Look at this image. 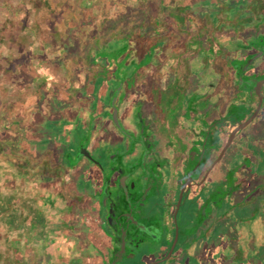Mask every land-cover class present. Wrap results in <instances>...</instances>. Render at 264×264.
<instances>
[{"label": "rangeland", "instance_id": "1", "mask_svg": "<svg viewBox=\"0 0 264 264\" xmlns=\"http://www.w3.org/2000/svg\"><path fill=\"white\" fill-rule=\"evenodd\" d=\"M216 1L219 0H0V114L5 120L0 123V158L6 164L0 187L7 200L11 199L6 202L11 211L22 206L25 224L37 220L33 219L36 206L55 211L56 207L59 209L65 205L70 210L65 214L57 212V221H51L48 230L39 225L27 228L26 232H13L14 238L8 241L7 253L16 260L22 254V260L28 259L24 264H94L95 260L96 263L102 259L98 256L104 245L98 243L95 235L98 231L96 223L101 218V211L96 206L97 185L90 180L91 174L78 170L73 172V169L63 181L56 178L67 165V162L58 165V159L68 157L73 164L80 157L75 147L81 136H88L90 132L88 146L93 147L96 140L94 129L102 117L98 105L105 104L109 108V97L123 77H119L117 82L116 78L105 76L107 71H104L103 76L96 79L95 84L100 91L97 90L95 98L84 96L82 89L68 91V83L72 80V84L79 88L84 85L85 75L91 76L80 56L89 49L94 37L106 43L109 37L133 31L150 15L186 13L182 10L200 14L203 5L208 7V11L205 7V14L199 15L204 19L203 26L196 20L176 26L175 38H171L170 45L156 57L157 61L175 63L179 56L192 54V48L206 50L210 46L216 51L221 43L225 44L221 47L226 49L234 46L241 49L242 31L251 23H257L264 0H223L226 4L223 7L212 5ZM162 6L166 8L162 10ZM193 40L200 42L191 43ZM221 62L222 59H215L211 67L215 75L224 79ZM237 62L231 63L230 69L233 70ZM155 67L158 66L150 69L156 70ZM209 74L204 73V77ZM136 77L140 84L147 75L138 73ZM61 98L67 103L63 110L59 109L56 101ZM63 111L64 119L57 126L62 132L61 142L60 139L56 143L51 140L56 146L45 148L46 152H34L36 142L42 137L39 131L43 118L60 119ZM50 130L53 133L54 129ZM98 146L99 143L91 150L94 157ZM245 169H248V174L242 182V201L234 206L232 203L238 202V198L234 194L230 196L232 202L227 211L232 209L233 214L223 215L220 219L218 232L226 236L222 240L223 245L220 237L217 240L223 246L220 252L225 262L234 252V258L242 259V264H264V209L260 205L264 199V176L253 189L252 186L245 188L249 176L255 173L250 166ZM259 173L257 177H260ZM41 179L44 181H39ZM14 195L17 200H14ZM239 208L243 214L237 217L235 213ZM42 214L43 218L47 216V221L51 220L50 213ZM6 215L12 216L9 212ZM223 226H229L231 230H224ZM240 236L242 241L239 245ZM34 237L42 239L43 246L30 250L27 243L35 240ZM22 238L24 245L19 243ZM62 242L64 244L60 245ZM30 251L33 256L28 257Z\"/></svg>", "mask_w": 264, "mask_h": 264}, {"label": "flooded vegetation", "instance_id": "2", "mask_svg": "<svg viewBox=\"0 0 264 264\" xmlns=\"http://www.w3.org/2000/svg\"><path fill=\"white\" fill-rule=\"evenodd\" d=\"M250 25L242 31L241 49L223 48L224 43L216 51L206 47L208 65L203 72L198 51L204 49L199 47L175 63L161 61L156 70L150 69L156 63H147L143 83L130 79L125 92L121 87L109 103L108 115L97 120L92 145L99 143L96 157L88 146L91 132L80 138L74 149L80 157L71 165L91 174L97 185V241L104 245L97 264H111L113 258L120 259L116 264H153L164 259L172 245L170 256L154 264L178 261V256L194 258L196 264H229L220 253L215 260L209 246L198 256L190 251L213 241L215 217L231 201L237 182L242 187V169L252 164L251 157L258 158L247 153L244 128L264 113V82L258 84L264 79V19ZM215 59L223 60L224 79L211 67ZM204 73L211 74L205 78ZM257 108L224 149L230 133ZM235 139L245 146L236 149L242 156L232 171ZM241 241L240 236L239 245Z\"/></svg>", "mask_w": 264, "mask_h": 264}, {"label": "trees", "instance_id": "3", "mask_svg": "<svg viewBox=\"0 0 264 264\" xmlns=\"http://www.w3.org/2000/svg\"><path fill=\"white\" fill-rule=\"evenodd\" d=\"M212 5L217 7L226 6L223 0L216 1ZM231 6L235 9L238 8L236 7V5ZM205 7L206 11H208V7L206 5H203V11L200 14L187 12L188 10L181 9L182 11H186V13L181 14V11H178V13L171 14L170 16L154 17L150 15L149 18H147L145 21H140V23L133 31L126 34L109 37L105 41L106 43H101L96 37H94L95 39L89 46V49L85 51L83 56H80L81 60L84 61V63L89 68L91 76L86 74L84 78V85L82 87L79 86V88L75 87L71 82L72 80L69 79L71 81H69L68 83L67 90L75 92L76 90L82 89V94L84 96H92L93 98H95L97 92L100 91L97 89L98 84H95V82H97L96 79L98 77H102L104 71H107L105 76H109V78L120 79L119 77H123L121 84V87H123L121 93L123 94L125 92V88H127L129 85L128 83L130 79L135 78L138 73L141 74L147 63L152 62L156 63L157 66L160 65L161 61H157L156 57L167 46L170 45L171 38H175L176 35L174 34V32L177 25L180 26L184 23L190 24L195 20L198 21V24L201 23L200 26H203L205 24L204 19L199 16L205 12ZM164 8L166 7L162 6L161 9L163 10ZM196 42L200 41L193 40V42L191 43ZM208 55L209 53L207 52V50L198 51V61L200 62V66L206 67V65H208ZM96 65L99 67H97ZM93 100L95 101V99ZM56 101H58V104L60 106L59 109L63 110L67 107V103L64 102L62 98L61 100L56 99ZM92 103H90V105ZM64 111L62 112V118L60 117V119L50 120L48 118H43V127H40V129H45H43L44 136L42 135V137L36 142L37 145L33 148L34 152H36V150L38 152H43L45 148H47L48 150L49 147L55 145V143L58 142L59 139L61 142L62 134L60 133L62 132L58 130L57 126H59L58 122L64 119ZM0 120L1 122H5L2 117ZM49 127L54 129L53 133L51 132ZM39 132L42 131L40 130ZM51 140L55 143H53ZM47 150H45V152ZM67 160L69 161L68 157L60 158V161L58 159V165H60L61 162H68ZM68 167V164L64 166L63 171H61V173H59L56 178L61 179Z\"/></svg>", "mask_w": 264, "mask_h": 264}, {"label": "crops", "instance_id": "4", "mask_svg": "<svg viewBox=\"0 0 264 264\" xmlns=\"http://www.w3.org/2000/svg\"><path fill=\"white\" fill-rule=\"evenodd\" d=\"M242 1H248V0H242ZM261 7L259 8V12H258V15H259V18L258 20H261V19H264V16L262 15L263 11H264V2L261 3L260 5ZM261 13V14H260ZM249 27H251V25H249ZM232 60V59H231ZM113 96V93H111L110 95V99H109V102L108 103H111V98ZM100 108H101V112L103 117H105L107 114V112L110 110V107L108 108L105 104H103L102 106L101 105H98ZM0 119H1V114H0ZM65 121V120H64ZM68 122V121H67ZM0 123H1V120H0ZM43 123V121H42ZM42 123L40 124V127H43ZM44 129V128H43ZM43 129H40L42 131V135L44 136V132H43ZM45 130V129H44ZM47 130V129H46ZM241 135V140H242V129L241 131L239 132ZM244 133L246 134V138L248 140V142L246 143V148H247V153H251L253 152L254 154H256L258 156L257 159L251 157L252 160L250 163H252L250 165V168L251 169H254L255 170V173H253V175L250 177L249 176V181L248 183L246 184V187H251L252 186V189L254 187H256L257 185L255 184L256 182L258 181H261V179L263 178L264 176V113L262 115V117L258 118L257 120H255L252 124H248L245 126L244 128ZM82 137V136H81ZM89 139V138H88ZM3 146V145H1ZM242 146L244 147L245 145H242V141L238 140V139H235V141L232 143V149H231V158H232V161H231V168H232V171L236 168H238V162H239V158H240V155L239 152L238 154L236 155V149L239 148V149H242ZM242 152V150H241ZM239 156V157H238ZM242 156V155H241ZM236 158V160H234L233 158ZM68 161V160H67ZM255 162V163H254ZM67 164L69 165V167L67 168V170L65 171V173L63 174L62 178L60 180H64L65 179V175L68 174L71 170L70 169H73L74 171L73 172H76L78 169L76 167H72L73 165H71L70 161L67 162ZM5 168H6V164L5 163H2L1 162V158H0V184H1V180L4 176V173H5ZM248 169H242V174H243V177H242V180L245 176H247V171ZM258 172H261L259 173L260 177H257L256 174ZM74 174V173H72ZM6 176V174H5ZM72 176V175H71ZM215 178L218 179V173L215 172ZM239 179H235V181L237 182ZM3 181V180H2ZM39 181H44V180H39ZM242 182V181H241ZM254 185V186H253ZM1 186V185H0ZM242 188L243 187H239L238 186V182L236 184V191L233 193L234 195H236V198L238 202H234L232 203L234 206L236 204H239V201L241 202L242 201ZM21 196V195H19ZM264 197V195H263ZM8 197H6L4 191L1 189L0 187V264H24V262H26L28 259L26 258L25 261L22 260L23 259V255L20 254L19 258L16 260L14 258V256L11 255V253H7V250H8V246L10 244H8V241H11L14 237L12 236V233L13 232H16V231H23L25 230V232L27 231V228H30L31 226H37L39 227L40 226H43V228L45 230H48V227H49V223L51 221L53 222H56L57 219V215L56 213L57 212H61L60 214H65V213H68L70 210L69 208L64 207L63 205H61V207L58 209V207H56L55 211L51 208H44V207H41V206H36V210H35V215H34V218H37V220L34 222H29V223H24L23 222V208L22 206H19L18 210L17 208H14V211H11V208L10 206H8V204H6V202L8 203L11 199L7 200ZM14 200H17V196L14 195ZM230 202L232 201H229V203H225V208L221 209L219 211V216H216L215 219H214V234H213V241H210V242H201V244H199L198 246H194L192 247V250L190 251V255H199L200 254V251L201 249L203 248L204 245H206V247H210L212 249V252L214 253V259L216 260V257H217V254L219 255V253L221 254V250H222V245H223V242L220 244L219 241L217 240L218 237L220 238H224L226 235L225 234H219V230H220V224H221V221L220 219L222 218V216L224 215H232L233 214V211L232 209H230L229 211H227V206L230 205ZM19 204L22 205V201L20 200L19 201ZM260 205L262 206V208L264 209V199H262ZM63 211V213H62ZM9 212L11 213L12 216H7L6 213ZM43 212H46L47 214L50 213V217L51 220L50 221H47V216L45 215L46 218H43ZM236 212V211H235ZM243 213H242V209L239 208V211L235 213V215H237V217L241 216ZM8 219H10V221H6L7 217ZM41 218H43V220H41ZM239 219H242V218H239ZM57 224V223H55ZM230 226V225H229ZM224 227V230L228 229V230H231L230 227ZM64 229V227L62 228ZM241 230V228H240ZM239 230V231H240ZM241 233H242V230H241ZM35 235H38L40 236V234H35ZM95 235L100 238L101 236V233L100 231L98 230L97 233H95ZM15 237H19L17 234L15 235ZM36 238L35 241L34 239H31L28 243H27V246H30L29 248H31L30 250L32 249H38V247H42V239H40L39 237H34ZM14 241H16V239H14ZM34 241V242H33ZM84 242V241H83ZM14 244V242H12ZM21 245L23 244V238L21 240V242H19ZM82 243V241H81ZM55 246L57 247L56 243H54ZM64 243L62 242L60 245H63ZM220 244V245H219ZM17 242L15 243V248L17 246ZM24 245V244H23ZM59 245V244H58ZM221 249V250H220ZM17 250V248H16ZM30 255V256H29ZM27 254L28 257H31L33 256L31 251H30V254ZM2 257H4V259H2ZM235 257V253L233 252L232 255H229L228 256V259L227 260H230L231 261H235V263L237 262V264H242V259L240 261V259H236L234 258ZM179 258V259H178ZM97 259V258H96ZM98 259H100V257L98 256ZM178 259V261H170V262H165L163 264H196V261L194 258H185L184 256L182 258H180L179 256L176 258ZM96 261V260H95ZM94 261V264H97L98 262L95 263ZM229 262V261H228Z\"/></svg>", "mask_w": 264, "mask_h": 264}, {"label": "water", "instance_id": "5", "mask_svg": "<svg viewBox=\"0 0 264 264\" xmlns=\"http://www.w3.org/2000/svg\"><path fill=\"white\" fill-rule=\"evenodd\" d=\"M262 82H264V79L259 80V81H258V84H260V83H262ZM121 84H122V80H121L120 84H118L117 88H116V89L114 90V92H113V96H112V98H111V103H112V104H113V102H114V100H115V98H116V96H117V94H118V92H119V90H120V88H121ZM258 95H260V93H258ZM259 106H260V105H259ZM259 106H258V108H259ZM258 108L254 111V113H253V114H252V115H251L246 121H244L243 123L239 124V126L236 127V128L230 133V136H229V138H228V141H227L226 146L224 147V149L228 146V144L230 143V141H231L232 138L234 137V135H235V131L239 130L241 127H244L246 124H248V123L253 119V117H254V116L256 115V113H257ZM116 112H117V109H116V107L113 106V112H112V114H111V117H112V119L115 120V121H116ZM224 149H223V150H224ZM223 150H222V152H223ZM85 155H86L87 157H89L90 159H93V157L89 154V152L85 151ZM124 244H125V243H122V245H124ZM173 246H174V245H172V246L170 247V250H169V252L167 253V256H166L164 259H166V258H168V257L170 256L171 251H172V249H173ZM164 259H162V260H164ZM119 260H120V259L113 258V260L111 261V264H116ZM162 260H158V261H156V262H154V263H158V262H160V261H162ZM154 263H153V264H154Z\"/></svg>", "mask_w": 264, "mask_h": 264}]
</instances>
